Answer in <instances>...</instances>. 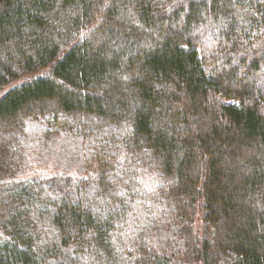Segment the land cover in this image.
<instances>
[{
  "label": "trees",
  "instance_id": "obj_1",
  "mask_svg": "<svg viewBox=\"0 0 264 264\" xmlns=\"http://www.w3.org/2000/svg\"><path fill=\"white\" fill-rule=\"evenodd\" d=\"M0 264H264V0H0Z\"/></svg>",
  "mask_w": 264,
  "mask_h": 264
},
{
  "label": "snow or ice",
  "instance_id": "obj_2",
  "mask_svg": "<svg viewBox=\"0 0 264 264\" xmlns=\"http://www.w3.org/2000/svg\"><path fill=\"white\" fill-rule=\"evenodd\" d=\"M130 128V125L129 126H126V130H128ZM123 159V157H121Z\"/></svg>",
  "mask_w": 264,
  "mask_h": 264
}]
</instances>
